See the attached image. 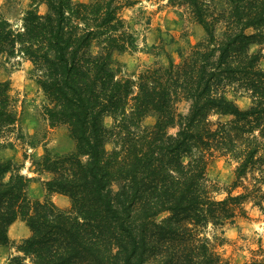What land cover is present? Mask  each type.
<instances>
[{"label":"trees","instance_id":"trees-1","mask_svg":"<svg viewBox=\"0 0 264 264\" xmlns=\"http://www.w3.org/2000/svg\"><path fill=\"white\" fill-rule=\"evenodd\" d=\"M138 1L29 0L18 24L0 11V57L31 63L39 115L74 142L32 159L42 200L0 159V246L16 220L30 230L8 264H264L261 242L233 262L217 251L224 239L205 234L247 217L249 202L264 209V0H168L203 37L177 46L175 59L174 38L160 36L155 59L128 72L115 54L142 49L122 14ZM18 102L0 81V136L19 130ZM218 156L234 164L222 198L206 174Z\"/></svg>","mask_w":264,"mask_h":264},{"label":"rangeland","instance_id":"rangeland-1","mask_svg":"<svg viewBox=\"0 0 264 264\" xmlns=\"http://www.w3.org/2000/svg\"><path fill=\"white\" fill-rule=\"evenodd\" d=\"M28 2L29 0H0V11L13 23L18 24ZM122 14L137 31L139 46L142 48L135 52L115 54V61L128 72L136 71L155 59L151 46L159 42L160 36L166 41L174 38L166 49L178 59L175 52L177 46H188L204 35L200 25L190 20L183 10L170 6L168 0H139L133 7L124 9ZM160 57L165 59L163 53ZM261 65L264 67V60ZM30 69L31 63L24 58L0 57V81L9 82L10 93L19 99V110L22 111L17 126L19 130L15 129L12 133L0 136V159H12L19 172L31 178L28 184L29 195L42 200L46 195L41 183L45 175L34 172L32 159L42 156L45 149L58 153L68 152L73 149L74 142L64 126L52 128L42 120L39 113L44 97L34 79L30 77ZM235 98L241 108H246L250 103L246 94ZM178 110L186 112L187 104L181 102ZM154 121V116H147L143 122L149 125ZM111 122L110 117L105 118L107 126H110ZM174 130L172 128L170 132ZM19 132H22L23 139L18 137ZM233 169L234 164L223 156L215 157L208 164L206 174L219 189L217 198L226 194L225 190L233 179ZM9 175L10 173H6L5 179H8ZM238 191L239 189L233 190V193ZM50 197L61 207L69 206V199L62 194L54 193L50 194ZM245 208L247 217L238 218L233 224L226 225L222 232H205L209 237L216 233L224 239L223 244L217 246V251L223 258L233 262L248 260L252 255L251 251L259 248L260 242L264 246V209L253 205L252 202L247 203ZM163 216L165 213L160 215V218ZM29 234V228L21 220H16L9 226V242L0 246V264H8L9 258L18 254L17 246Z\"/></svg>","mask_w":264,"mask_h":264}]
</instances>
